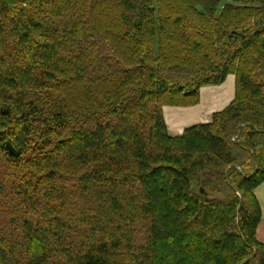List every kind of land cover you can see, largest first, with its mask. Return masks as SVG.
Listing matches in <instances>:
<instances>
[{
  "label": "trees",
  "instance_id": "obj_1",
  "mask_svg": "<svg viewBox=\"0 0 264 264\" xmlns=\"http://www.w3.org/2000/svg\"><path fill=\"white\" fill-rule=\"evenodd\" d=\"M221 1L0 0V264H264V0Z\"/></svg>",
  "mask_w": 264,
  "mask_h": 264
},
{
  "label": "crops",
  "instance_id": "obj_2",
  "mask_svg": "<svg viewBox=\"0 0 264 264\" xmlns=\"http://www.w3.org/2000/svg\"><path fill=\"white\" fill-rule=\"evenodd\" d=\"M235 96L236 77L229 76L220 86L202 88L200 103L197 106L165 107L164 116L169 133L172 136H180L190 127L211 123L214 114L225 110L235 100ZM255 195L262 209V221L257 230V240L264 245V184L255 191Z\"/></svg>",
  "mask_w": 264,
  "mask_h": 264
},
{
  "label": "rangeland",
  "instance_id": "obj_3",
  "mask_svg": "<svg viewBox=\"0 0 264 264\" xmlns=\"http://www.w3.org/2000/svg\"><path fill=\"white\" fill-rule=\"evenodd\" d=\"M227 3H230L231 5L233 4L234 6H237V5H235V4L232 2V0H222V1H221V7L225 6ZM162 243H163V245L166 244V243H164V242H162ZM167 246H169V243L166 244L165 248H167Z\"/></svg>",
  "mask_w": 264,
  "mask_h": 264
},
{
  "label": "water",
  "instance_id": "obj_4",
  "mask_svg": "<svg viewBox=\"0 0 264 264\" xmlns=\"http://www.w3.org/2000/svg\"><path fill=\"white\" fill-rule=\"evenodd\" d=\"M9 149H10V151L12 152V154L14 155V156H18V153H17V151L9 144Z\"/></svg>",
  "mask_w": 264,
  "mask_h": 264
}]
</instances>
